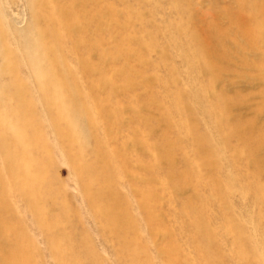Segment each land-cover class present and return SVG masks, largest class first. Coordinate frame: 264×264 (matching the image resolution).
Segmentation results:
<instances>
[{
	"label": "rangeland",
	"instance_id": "rangeland-1",
	"mask_svg": "<svg viewBox=\"0 0 264 264\" xmlns=\"http://www.w3.org/2000/svg\"><path fill=\"white\" fill-rule=\"evenodd\" d=\"M41 1L0 0V264H264V0Z\"/></svg>",
	"mask_w": 264,
	"mask_h": 264
},
{
	"label": "bare ground",
	"instance_id": "bare-ground-1",
	"mask_svg": "<svg viewBox=\"0 0 264 264\" xmlns=\"http://www.w3.org/2000/svg\"><path fill=\"white\" fill-rule=\"evenodd\" d=\"M99 2H100V0H77V2H75V4L74 5H72L70 8V10L71 11H74L75 10V14H74V16H83L85 13H84V10H85V8L86 7H90V5L91 6H96L97 4H99ZM46 3L44 2H42L41 0H37V6L39 7V9H41L42 10V8L44 7V5H45ZM76 5V6H75ZM63 7V6H62ZM61 6H59V4L57 5L55 2L54 3H52L51 4V12L53 13L52 15L53 16H57V17H54V18H56L55 20H57V18H59V20H60V24L62 25V27H64V26H66L67 27V24H66V20H65V17L66 16H69V12L67 13L66 11H67V9H63ZM250 10H252V11H254L252 8H249ZM44 10V9H43ZM247 10H248V8L245 6V5H241V11L240 12H236V13H234V12H229V16H230V18L232 19V21H233V23L237 26V28H238V30L240 31V35L242 36V35H247L248 34V32H249V22L251 21V18H249V17H247V16H249L248 14H247ZM246 11V12H245ZM250 13V12H249ZM51 15V14H50ZM70 16H72V15H70ZM251 16H253L252 15V12H251ZM75 18V17H74ZM67 19V18H66ZM75 20H77L76 18H75ZM70 23V22H69ZM260 27V26H259ZM260 29V28H259ZM206 30V29H205ZM254 31V30H253ZM39 32V31H38ZM206 32V35H207V37H208V40H209V47L208 48H206L205 49V52L206 53H208L209 55L210 54H214L217 50L216 49H218V47H219V45L222 43V42H224L223 41V39L225 38V37H223L224 35L223 34H220L218 31H216L214 28H209V30L208 31H205ZM39 34V33H38ZM67 37H69V41L72 43L71 45L73 46L74 44H73V41L71 40V38H72V36L71 35H68ZM47 38V37H46ZM45 39V38H44ZM49 39V38H48ZM43 42V41H42ZM51 45H52V47H53V50L55 49L57 52H58V49H60V48H62V47H60L59 48V46H61V43H59L58 44V42L56 41V38H55V36L54 35H51ZM27 48V47H26ZM73 48H76V49H78L79 47H76L75 45L73 46ZM76 49H74V50H76ZM29 50V49H28ZM31 50V49H30ZM61 50V49H60ZM207 50V51H206ZM30 52V51H29ZM204 52V51H203ZM202 52V53H203ZM41 53V52H40ZM30 54H31V52H30ZM34 54V53H33ZM29 55V54H28ZM29 59H31V58H29ZM46 71L48 72V70L46 69ZM47 74V73H46ZM48 76V75H47ZM123 77H124V79L123 80H125V82H127L128 80H127V77H126V74H123ZM128 77H129V75H128ZM130 78V77H129ZM54 81V80H53ZM52 83H54V82H52ZM56 83V82H55ZM105 84V83H104ZM58 91V90H57ZM56 91V92H57ZM59 94V93H58ZM61 97V96H60ZM57 98H59V97H57ZM99 99V98H98ZM62 100V99H61ZM61 102V101H60ZM64 102V101H63ZM69 104H71L70 102H69ZM69 104L67 105V107L69 106ZM73 104V103H72ZM77 104V103H76ZM74 105V104H73ZM63 107V106H62ZM69 109V108H68ZM82 109L80 108V111H81ZM100 113L102 114V112H101V109L100 108H98L97 107V109H96V112L94 113L96 116H99L100 115ZM70 115H72V114H70ZM79 115V114H78ZM78 115H77V117H78ZM72 116H70V118H71ZM79 117L81 118V116L79 115ZM70 118H69V122H71V120H70ZM97 118V117H96ZM74 119V118H73ZM79 119V118H78ZM77 120V119H76ZM79 121V120H78ZM72 123H74V122H72ZM71 123V126L73 125ZM80 123V122H79ZM78 123V124H79ZM82 123V122H81ZM69 124V123H68ZM80 126V125H79ZM79 126H76L75 128H77L78 129V127ZM71 128V127H70ZM74 128V126H73V129H75ZM20 129H21V131H22V127H20ZM24 130V129H23ZM72 130V129H71ZM73 131V133L74 134H76L75 132H74V130H72ZM77 131H80V134L79 135H81V136H83L84 135V131H83V129L81 130V128H80V130L78 129ZM81 132H83V135L81 134ZM77 133H79V132H77ZM77 135V134H76ZM76 135H75V137H76ZM226 136V135H225ZM224 136V137H225ZM77 137H78V135H77ZM80 137V136H79ZM81 138V137H80ZM76 140H79L78 138L76 139ZM31 141V140H30ZM81 141V139L79 140V142ZM27 142H29V140L28 141H26V143ZM31 143V142H30ZM78 143V142H77ZM258 144V143H257ZM252 146L250 145V143H247V141H246V144H244V150L246 151V153L248 154V155H251V153H252V148H251ZM69 149V148H68ZM67 149V150H68ZM68 152H70V151H68ZM71 154H73L72 153V150H71V153H70V156L72 157V155ZM38 159V158H37ZM99 160V159H98ZM41 161V160H40ZM40 161H38V162H40ZM101 161V160H100ZM17 162V161H16ZM98 162V161H97ZM18 163H20V162H18ZM20 165H21V163H20ZM19 165V166H20ZM100 165H102V161H101V163H100ZM99 165V167H98V165L96 166L97 168H95L96 170H93L92 172H93V174H94V177H95V180L94 181H90L88 184H87V186H86V193L88 194V195H90L91 196V198H89L88 196V198L89 199H94V200H92V202H95V203H100V197H98V196H96V195H94V190H95V188H96V186H97V184L95 183V181H97V180H99V179H104L105 178V176H106V171H105V168L109 165V163H107L106 164V166L104 167L103 165L102 166H100ZM167 165V164H166ZM19 166L17 167L18 169H17V172L20 170L19 169ZM39 166V165H38ZM44 166V162H43V164L41 163V165L39 166V167H41L40 168V171H39V173H43V171H42V169L44 168L43 167ZM95 166V165H94ZM168 167H170L169 165H167ZM21 167V166H20ZM39 167H38V170H39ZM167 167V168H168ZM171 168V167H170ZM104 169V170H103ZM22 172V171H21ZM21 172L20 173H18V174H20V176L22 175V178L18 181V184H16V185H18V186H21L22 188L24 187V186H26L27 184H26V182H27V178H23V174H21ZM169 172V171H168ZM171 172V171H170ZM169 172V173H170ZM17 174V173H16ZM41 175V174H40ZM17 176V175H16ZM18 177V179H19V176H17ZM16 177V178H17ZM42 177V176H41ZM104 177V178H103ZM109 177H107L106 178V181L104 180V182L105 183H108L109 184V182H107L109 179H108ZM31 179H33V178H31ZM35 179V178H34ZM33 179V180H34ZM111 181V180H110ZM15 185V186H16ZM256 185H260V183L259 184H256ZM261 189V188H260ZM263 192V191H262ZM92 194H93V198H92ZM260 195H261V192H260ZM24 196V195H23ZM263 196H264V194H263ZM95 197V198H94ZM261 200V199H260ZM260 202V201H259ZM100 205H101V203H100ZM261 205V204H260ZM30 208V207H29ZM94 208H95V211H98V213L100 214L101 213V217L103 218V220L105 221V225L109 228V229H111L112 231H115L116 233H117V235H119L122 231L118 228L120 225H122V221H123V217H121V218H119V216H118V214H117V210H116V205L114 204V203H111V204H105L104 206H99V205H94ZM262 218V217H261ZM40 221V220H39ZM39 223V222H38ZM40 224V223H39ZM15 252L16 251H12V252H9V253H6L5 255H3V254H1L0 253V261L1 260H4V261H6V262H8V261H12L14 258H15V260H16V257H17V255H16V257H15Z\"/></svg>",
	"mask_w": 264,
	"mask_h": 264
}]
</instances>
